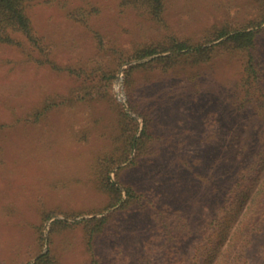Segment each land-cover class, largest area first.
I'll use <instances>...</instances> for the list:
<instances>
[{
  "label": "rangeland",
  "instance_id": "374dc122",
  "mask_svg": "<svg viewBox=\"0 0 264 264\" xmlns=\"http://www.w3.org/2000/svg\"><path fill=\"white\" fill-rule=\"evenodd\" d=\"M61 1L65 6L39 5L30 16L50 56L80 68L78 74L29 59L21 45L0 43V264H34L46 253L54 264H89L77 223L115 210L94 240L100 264H162L166 247L184 233L170 262L189 264L183 253L203 238L202 226L223 202L221 191L255 149L260 119L250 103L238 108L235 97L244 53L217 49L206 62L181 58L165 70L157 62L144 64L158 55H132L168 37L205 43L215 27L248 26L262 2L167 0L165 23H155L120 0ZM86 4L97 10L87 26L67 17L68 9ZM257 42L264 87V23ZM119 56L127 60L117 64ZM46 100L63 103L45 110ZM143 129L140 147L114 165L110 177L120 189L134 185L164 207L166 225L149 206L109 208L110 197L90 168L94 158L118 152L127 134L139 136ZM55 220L76 225L52 229ZM247 252L249 264H264V234Z\"/></svg>",
  "mask_w": 264,
  "mask_h": 264
},
{
  "label": "trees",
  "instance_id": "16d2710c",
  "mask_svg": "<svg viewBox=\"0 0 264 264\" xmlns=\"http://www.w3.org/2000/svg\"><path fill=\"white\" fill-rule=\"evenodd\" d=\"M261 2L263 7L259 16L251 20L248 26L235 29L225 26L215 27L211 30L210 38L205 43H193L189 39L172 36L138 48L132 55L133 58L158 55L144 64L157 62L162 64L160 67L165 70L176 65L181 58L194 63L206 62L211 58L213 51L217 49L244 53L242 77L236 84L235 97L238 108L250 103L260 119V123L254 127L253 137L255 140L252 143H254L255 149L250 161L246 165L240 166L236 171L231 185L221 191V195L224 196L223 202L218 207L217 216L213 220L206 221L202 226L203 238L194 245L190 253H183V260L189 261V264H249L247 252L249 246L255 238L264 234V87L261 85L263 58L261 49L258 50L257 42L259 27L264 23V0ZM63 3L64 1L61 0H0V43L21 45L29 59L41 64L46 63L56 71L62 70L70 74H78L80 68L61 66L50 56L52 52L35 28L34 21L30 16L31 10L36 6L53 4L65 6ZM120 5L140 7L153 22L165 23L167 0H120ZM95 12L97 13L96 7H91V5L88 7L86 4L80 5V8L76 10L68 9L66 15L80 25L87 26L88 19ZM98 34L96 33L95 36L99 38ZM221 38L223 39L220 42L207 45L211 41ZM99 43H102L101 38ZM166 52H170V54L164 55ZM116 58V63H120L122 57ZM126 60L122 58L121 62ZM111 70V68L108 69L109 72ZM77 98L85 100L86 96ZM58 103L62 104L63 102L56 103L55 100H46L44 108L46 110ZM40 114L41 112L37 111L35 116L38 117ZM123 117L124 120H127V124L133 122L127 118L125 113ZM134 127L136 128V124H131L125 133L131 132ZM145 135L146 129H143L139 136L134 133L127 134L118 152L111 151L94 158L90 168L95 175V180L99 181L98 188L110 197L109 208L117 203H119V210L128 209L134 205L140 206L138 208L149 206L155 217L159 218L158 224H164L165 218L162 216L164 207H158L134 185L123 184V189H120L110 177L113 166L128 161L132 148L140 147L142 137ZM134 161L132 164L135 163ZM120 169L118 168L116 175ZM214 190L217 191L215 185ZM123 191L125 198H122ZM115 211L101 217L82 219L77 223L84 231V243L89 255V264H100L94 240L98 234L106 231L107 224L115 216ZM72 225L76 224L55 220L51 228H67ZM181 225L182 223L178 226ZM177 229L172 230L177 231ZM190 236L191 233L188 238ZM181 237L186 239L185 233L184 236H176L178 240L166 247L162 264H171L170 261L173 258L177 259L176 253L181 248ZM38 239L44 241L41 231L38 233ZM34 264H54V262L50 254L46 253L38 256ZM175 264H179V262Z\"/></svg>",
  "mask_w": 264,
  "mask_h": 264
}]
</instances>
